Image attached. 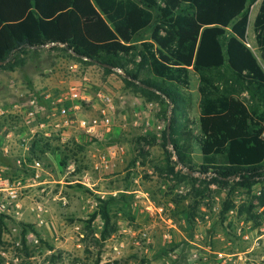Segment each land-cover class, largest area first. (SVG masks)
<instances>
[{
    "label": "rangeland",
    "instance_id": "374dc122",
    "mask_svg": "<svg viewBox=\"0 0 264 264\" xmlns=\"http://www.w3.org/2000/svg\"><path fill=\"white\" fill-rule=\"evenodd\" d=\"M262 1L249 10L248 45L263 65L254 31ZM120 74L107 75L97 65L81 64L51 48L29 52L25 65L16 71L0 70V152L11 131H25V106L39 98L41 88L68 95L72 82L82 81L77 87L92 102L77 118L90 119L100 115L96 94L107 91L106 85L121 87L113 96L110 132L92 137L77 123L58 131L50 127V145L36 160L41 164L39 179L35 180L34 162L18 165L24 154L14 146L11 165L0 162V205L11 211L0 209V264H219L228 259L226 255L248 250L249 243L238 239L236 229L239 221L245 228L252 220L258 224L263 185L249 190L233 181L202 183L211 178L200 173L203 156L198 147L193 155L195 171L177 167L179 175L170 173L173 163H168L166 150L173 148L165 146L168 124L161 106L126 92ZM191 93V117L197 129L200 94L194 73ZM41 105L39 120L46 122L55 108L44 100ZM60 131L66 145L54 136ZM10 188L18 191L17 201L8 196ZM98 197L117 199L110 210L117 230L105 240L102 219L92 221ZM227 203L233 207L229 211ZM249 206L255 219L240 213Z\"/></svg>",
    "mask_w": 264,
    "mask_h": 264
},
{
    "label": "trees",
    "instance_id": "16d2710c",
    "mask_svg": "<svg viewBox=\"0 0 264 264\" xmlns=\"http://www.w3.org/2000/svg\"><path fill=\"white\" fill-rule=\"evenodd\" d=\"M259 1L0 0V70L16 71L29 52L45 48L107 75L121 70L126 92L159 103L167 124L172 113L170 173L181 166L195 171L198 146L200 173L211 178L202 183L233 181L249 190L261 183L264 206V0L254 23L263 65L248 46L249 10ZM192 73L199 79L197 129L190 117ZM62 132L54 135L61 141ZM51 137L32 140L22 167L46 153ZM10 158L0 152L6 166ZM116 200L98 197L92 216L102 219L104 240L117 230L110 213ZM232 208L226 204L227 211ZM240 213L255 219L252 206Z\"/></svg>",
    "mask_w": 264,
    "mask_h": 264
},
{
    "label": "built area",
    "instance_id": "2783aa9c",
    "mask_svg": "<svg viewBox=\"0 0 264 264\" xmlns=\"http://www.w3.org/2000/svg\"><path fill=\"white\" fill-rule=\"evenodd\" d=\"M95 97L96 100L101 103L99 117L78 119L75 115L76 111L82 109L85 104L89 105L92 102V98L80 87H71L67 97L53 101V106L59 117V121L55 123L53 127L58 131V128L69 127L70 125L77 123L78 128L89 136H96L100 131L106 133L110 132L112 127L111 114L115 108L114 97L103 91H99ZM43 111V106L36 98L30 99L25 106L23 115L24 124L27 128L28 134L25 136H21L22 134H20L21 137L19 139L17 138V140L19 148L25 151L27 155L25 154L17 159V163L20 166L26 163V156H28L30 152V142L36 136H51L49 131L50 126H48L46 122L39 120V116ZM9 138V140H11L13 139V136L11 135ZM62 143H66L65 137L62 138ZM4 153L6 154L8 151H4ZM34 163V169L36 170L35 180H37L41 177L40 173L37 171L38 168L41 167V164L39 161H35ZM8 192V196L13 201H17L18 191L10 188ZM17 207L19 208V204ZM0 209L2 211L11 212L5 204H1ZM236 235L238 239L245 243H249V245L248 250L240 253V263L234 261V264H264V206L260 207L258 224L252 220L248 222V228H245V222L239 221ZM226 257L228 258L226 260L232 261V255H226ZM193 264H199V262L195 261Z\"/></svg>",
    "mask_w": 264,
    "mask_h": 264
},
{
    "label": "crops",
    "instance_id": "0c3cea01",
    "mask_svg": "<svg viewBox=\"0 0 264 264\" xmlns=\"http://www.w3.org/2000/svg\"><path fill=\"white\" fill-rule=\"evenodd\" d=\"M82 84V81H73L72 82V84L74 85V86H80L81 84ZM106 87V90L107 91H104L105 93H107V94H109V95H111V96H114V94L115 93H119V89H121V87L120 86H117L116 87V89H113V87L112 86H109V85H106L105 86ZM39 98H36V99H38L39 101H40V103H41V101L42 100H44L46 103H50V102H52L53 103V101H55V100H57V99H60V98H65V97H67L68 95H66V94H63V93H58L56 90H53L52 88H49L48 86H46L45 88H41L40 90H39ZM113 94V95H112ZM97 101V100H96ZM98 102V101H97ZM54 110V109H53ZM79 111H81V109L80 110H78V111H76V113H75V115H76V118H77V116H78V114H80V112ZM50 112V115L48 116V118H47V120H46V123H47V125L48 126H53L55 123H57L58 121H59V117H58V115L56 114V110H55V112H51V110L49 111ZM192 112V111H191ZM190 117H191V113H190ZM199 117H200V114H199ZM192 118V117H191ZM193 119V118H192ZM198 126H199V121H198ZM53 130V129H52ZM55 130V129H54ZM50 131V130H49ZM10 134L13 136V139H11V140H9V141H6V144H4L3 146H2V151H8V153H6L7 155H9V156H12V153H14V147L17 149V151L19 152L20 151V153H23L24 155L26 154V152L25 151H23V150H21L20 148H19V145L17 144V142H15L14 141V139H19L21 136H25V135H27L28 134V131H27V128L25 127V131L23 132V133H21L22 135L20 136V132H18V131H11L10 132ZM10 135V136H11ZM13 141V142H12ZM12 143H15V145H12ZM14 146V147H13ZM195 147H198V146H195ZM199 148V147H198ZM223 256V255H222ZM229 256V255H228ZM233 257L232 258H238L237 260L236 259H232V261H237V263H240V258H241V254H237V255H232ZM235 256H237V257H235ZM204 260H206V259H204ZM229 262V260H224V264H229L228 262ZM227 262V263H226ZM242 263V262H241ZM219 264H223V262H221V263H219Z\"/></svg>",
    "mask_w": 264,
    "mask_h": 264
},
{
    "label": "water",
    "instance_id": "95a60500",
    "mask_svg": "<svg viewBox=\"0 0 264 264\" xmlns=\"http://www.w3.org/2000/svg\"><path fill=\"white\" fill-rule=\"evenodd\" d=\"M5 63H0V66H2V65H4ZM116 72H118V73H121V70H119V69H116L115 70ZM171 129H172V113H171V111H170V113H169V121H168V126H167V140H168V145L169 146H172V139H171ZM176 159V161H178V159H177V157L175 158ZM181 168L182 169H184V170H186V171H188V172H190L186 167H184V166H181ZM191 173V172H190Z\"/></svg>",
    "mask_w": 264,
    "mask_h": 264
}]
</instances>
